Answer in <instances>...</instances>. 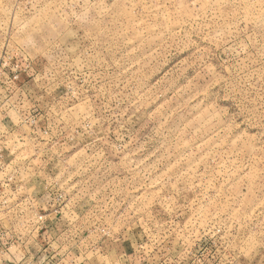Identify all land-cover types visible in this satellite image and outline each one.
<instances>
[{
  "label": "rangeland",
  "instance_id": "rangeland-1",
  "mask_svg": "<svg viewBox=\"0 0 264 264\" xmlns=\"http://www.w3.org/2000/svg\"><path fill=\"white\" fill-rule=\"evenodd\" d=\"M38 245L264 264V0H0V254Z\"/></svg>",
  "mask_w": 264,
  "mask_h": 264
},
{
  "label": "crops",
  "instance_id": "crops-1",
  "mask_svg": "<svg viewBox=\"0 0 264 264\" xmlns=\"http://www.w3.org/2000/svg\"><path fill=\"white\" fill-rule=\"evenodd\" d=\"M10 248L8 249V251ZM36 250V251H35ZM61 248H52L49 246L38 245L37 248H33L35 254L30 258L27 256L30 251L25 249L24 256H18L17 254L4 253L0 254V264H91V257L84 254H76L70 257V251H61ZM7 251V252H8ZM60 253H63L61 256Z\"/></svg>",
  "mask_w": 264,
  "mask_h": 264
}]
</instances>
